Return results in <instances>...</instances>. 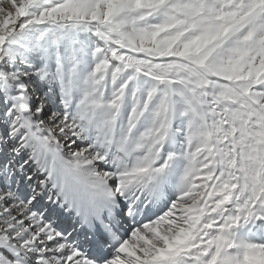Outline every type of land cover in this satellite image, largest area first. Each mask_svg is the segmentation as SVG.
Returning <instances> with one entry per match:
<instances>
[{"label": "snow or ice", "instance_id": "1", "mask_svg": "<svg viewBox=\"0 0 264 264\" xmlns=\"http://www.w3.org/2000/svg\"><path fill=\"white\" fill-rule=\"evenodd\" d=\"M0 264H264V0H0Z\"/></svg>", "mask_w": 264, "mask_h": 264}]
</instances>
